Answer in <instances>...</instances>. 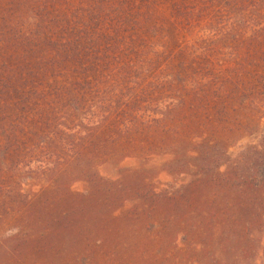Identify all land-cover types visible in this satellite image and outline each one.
Instances as JSON below:
<instances>
[{"label": "trees", "instance_id": "trees-1", "mask_svg": "<svg viewBox=\"0 0 264 264\" xmlns=\"http://www.w3.org/2000/svg\"><path fill=\"white\" fill-rule=\"evenodd\" d=\"M263 119L264 0H0V239L38 255L16 264H256Z\"/></svg>", "mask_w": 264, "mask_h": 264}, {"label": "rangeland", "instance_id": "rangeland-1", "mask_svg": "<svg viewBox=\"0 0 264 264\" xmlns=\"http://www.w3.org/2000/svg\"><path fill=\"white\" fill-rule=\"evenodd\" d=\"M260 126L264 129V119L261 121ZM257 137L251 136L244 138L239 144L230 148L229 155L234 158L244 147L252 145L256 142ZM166 158L154 157L151 159L147 165L143 166L145 170L150 171V173L157 172ZM122 168H138L141 167L135 160H127L121 164ZM102 173H104L102 171ZM188 177L174 178L170 176L167 172H159L154 178L150 179V183L154 187L156 192H172L181 186H183L187 181ZM86 190V183L79 182L72 187V191L75 193H84ZM129 207V204H128ZM8 234H13L8 232ZM261 247L262 250L257 254L258 258L256 264H264V237L262 239ZM38 256L30 249L23 251L22 248L14 245L12 240L2 241L0 239V264H16L17 258H30Z\"/></svg>", "mask_w": 264, "mask_h": 264}]
</instances>
